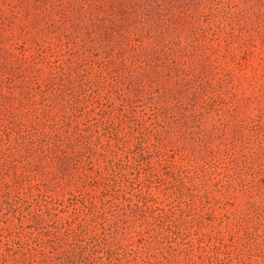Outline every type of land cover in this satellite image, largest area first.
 I'll list each match as a JSON object with an SVG mask.
<instances>
[{
    "label": "rangeland",
    "instance_id": "1",
    "mask_svg": "<svg viewBox=\"0 0 264 264\" xmlns=\"http://www.w3.org/2000/svg\"><path fill=\"white\" fill-rule=\"evenodd\" d=\"M0 264H264V0H0Z\"/></svg>",
    "mask_w": 264,
    "mask_h": 264
}]
</instances>
